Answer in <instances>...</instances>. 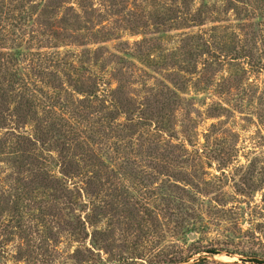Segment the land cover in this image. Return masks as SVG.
Instances as JSON below:
<instances>
[{
  "label": "rangeland",
  "instance_id": "rangeland-1",
  "mask_svg": "<svg viewBox=\"0 0 264 264\" xmlns=\"http://www.w3.org/2000/svg\"><path fill=\"white\" fill-rule=\"evenodd\" d=\"M0 93V264L264 261V0H0Z\"/></svg>",
  "mask_w": 264,
  "mask_h": 264
},
{
  "label": "trees",
  "instance_id": "trees-1",
  "mask_svg": "<svg viewBox=\"0 0 264 264\" xmlns=\"http://www.w3.org/2000/svg\"><path fill=\"white\" fill-rule=\"evenodd\" d=\"M81 91L85 92L86 90L81 89ZM87 92L89 94L91 93L90 90H87ZM3 100H4V96L2 93H0V101H3ZM81 101H83V100H81ZM66 105L67 104H65V106ZM71 109L74 112V108L72 107ZM59 119H60V122H58V123L54 124L53 122H51V127L55 128V127H58L60 125L59 128H56V130L57 131L59 130V132H61V129L63 127H66V126L71 127V124L67 118L62 116V117H59ZM58 134L61 136V138L63 137L65 139V140H62L59 138L60 139V141H59V153H60L61 158L63 159L62 160L63 161L62 162L63 167L64 166L67 167V171H66L67 173H69V171H71V169L74 166H75V170H78L80 168V165L77 164L78 160L76 159V157H79V160L82 159L84 161V159H87V161H91L90 160L91 155H89V154L92 153L93 151L90 150L89 143L85 142L84 140L78 141L77 138H75V137L73 139H74V141H77V142H73V139L71 138L70 135L66 136V134H64V133L63 134L58 133ZM64 151H68V152L70 151L69 152L70 158H67V154H64ZM22 157H23V160H22L23 165L25 163H28L26 160H30V158H29L30 156L28 154L25 155V157L24 156H22ZM20 164H22V162ZM84 165L90 166V164H88V162H86ZM35 169L36 168H31L33 174L35 175V178L40 179L41 176L35 172L36 171ZM63 171H64V168H63ZM42 179H43V183H45L46 182L45 179L43 177H42ZM40 181H42V180H40ZM79 224H80V221H78V222L75 221V223H69L65 227V229L67 231H69L70 235L78 237L81 233H83V230H84V227L82 230L81 226ZM84 234L86 235L85 231H84ZM210 252H211V254H218L219 253V251H217V250H210ZM247 261L255 263V264H264L263 260H258V259L244 260V259H242V262H247ZM177 262H179V261H176V262L173 261V262H170L169 264H175Z\"/></svg>",
  "mask_w": 264,
  "mask_h": 264
}]
</instances>
